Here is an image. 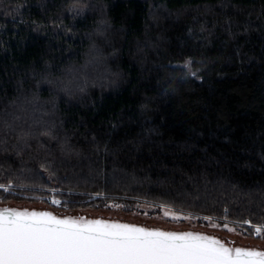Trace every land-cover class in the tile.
I'll list each match as a JSON object with an SVG mask.
<instances>
[{
  "label": "trees",
  "instance_id": "trees-1",
  "mask_svg": "<svg viewBox=\"0 0 264 264\" xmlns=\"http://www.w3.org/2000/svg\"><path fill=\"white\" fill-rule=\"evenodd\" d=\"M0 185L264 239V0H0Z\"/></svg>",
  "mask_w": 264,
  "mask_h": 264
},
{
  "label": "snow or ice",
  "instance_id": "snow-or-ice-1",
  "mask_svg": "<svg viewBox=\"0 0 264 264\" xmlns=\"http://www.w3.org/2000/svg\"><path fill=\"white\" fill-rule=\"evenodd\" d=\"M0 188L7 190L5 185ZM172 218L179 219L175 214ZM261 231L255 229L257 235ZM0 264H264V251L229 247L192 232L4 208Z\"/></svg>",
  "mask_w": 264,
  "mask_h": 264
},
{
  "label": "rangeland",
  "instance_id": "rangeland-1",
  "mask_svg": "<svg viewBox=\"0 0 264 264\" xmlns=\"http://www.w3.org/2000/svg\"><path fill=\"white\" fill-rule=\"evenodd\" d=\"M49 191L52 195L35 196L32 200H13L9 204L18 207L52 209L63 215L85 214L92 217L120 219L166 229L199 230L218 235L227 241H233L236 245L264 248V239L251 236L239 225L223 222L205 215L177 210L169 205L154 202L110 203L103 208H81L73 211L62 209V203H66L67 199L53 195L56 193L54 189H49ZM53 200L58 201V203L53 204ZM165 210L169 211L168 216H165ZM172 214H175L179 219H173ZM229 229H232V231H229Z\"/></svg>",
  "mask_w": 264,
  "mask_h": 264
},
{
  "label": "water",
  "instance_id": "water-1",
  "mask_svg": "<svg viewBox=\"0 0 264 264\" xmlns=\"http://www.w3.org/2000/svg\"><path fill=\"white\" fill-rule=\"evenodd\" d=\"M4 208L15 209V210H18V211L27 210V211H37V212H50V213H52L53 215H56L59 218H73V219L84 218L86 220H103V221H106V222H109V223L129 224V225H133V226H137V227H144V228H147V229L161 230V231H166V232H176V233L192 232L194 234L205 235V236H209V237L214 238V239H218L222 243H225L226 246H229V247H240V248H245V249H255V250L264 251V248H259V247H255V246L236 245V244H234L233 241H227L225 239H222L218 235L209 234L207 232H203V231H199V230L166 229V228H162V227H152V226H147V225H143V224L133 223V222L124 221V220H120V219H110V218H104V217H92V216H88V215H85V214H83V215L64 214L63 215V214H59V213L55 212L52 209L18 207V206H13V205H10V204H5V205H1L0 204V209H4Z\"/></svg>",
  "mask_w": 264,
  "mask_h": 264
}]
</instances>
